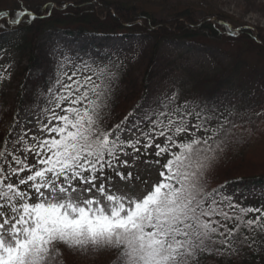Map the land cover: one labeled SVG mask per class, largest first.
Listing matches in <instances>:
<instances>
[{
  "label": "snow or ice",
  "instance_id": "6c2138e0",
  "mask_svg": "<svg viewBox=\"0 0 264 264\" xmlns=\"http://www.w3.org/2000/svg\"><path fill=\"white\" fill-rule=\"evenodd\" d=\"M24 16L36 18L25 10L9 22ZM114 79L62 54L39 135L17 125L0 141V264H60L65 251L106 254L105 264H200L206 252H234L242 228L264 232V208L241 207L204 181L231 121L178 105L174 93L145 114L147 131L125 139L124 121L108 122ZM142 150L158 179L137 188L139 176L122 169ZM114 178L131 186L117 189Z\"/></svg>",
  "mask_w": 264,
  "mask_h": 264
},
{
  "label": "trees",
  "instance_id": "16d2710c",
  "mask_svg": "<svg viewBox=\"0 0 264 264\" xmlns=\"http://www.w3.org/2000/svg\"><path fill=\"white\" fill-rule=\"evenodd\" d=\"M69 1L72 4L60 2L61 10L50 9L49 17L41 15L46 13V9L35 5L30 12L36 18L30 20L24 16L16 25L9 22L16 17V10L0 12L8 14L0 15V53L17 61L9 77L1 74L4 78L0 80V141L9 132L10 127L7 128L6 124L18 120L25 100H38L41 109L47 106L44 96H48L49 87L55 86L59 64L50 46L56 48L58 43H51V38L61 34L73 38L74 42L84 36L126 40L140 33L146 39L133 61L126 59L124 50L104 53L91 52L83 46L79 49V64L103 67L115 73L108 101V122L119 124L140 106L150 115L166 103L172 95H150L155 82L161 81L157 77L158 72L164 69L162 77L168 76L174 83L176 104L199 105L216 113L222 121H231L223 150L210 161L205 172L204 181L208 189H217L222 196L231 198L241 207L264 208V195L259 194V190L264 189V67L257 76L253 75L256 74L254 69L249 70L251 74L247 77L248 71L241 60V55L248 52H255L264 59V33L258 32L256 38L246 25L239 29L238 35L231 33L228 24L232 20L228 15L219 11L199 15L192 3L173 11L171 18L161 19L140 5L123 0ZM200 38L210 42H233L242 51L237 53L231 69L218 74L199 72L194 67L174 61L165 65L162 61L159 54L165 41ZM93 45L100 47L99 43ZM33 68L41 69L40 75L34 78L29 75ZM246 81L249 82L246 84L248 87H244ZM16 82H28L32 88L30 91L21 88L13 97L11 89ZM35 89L40 90L42 96L35 94ZM148 127L145 121L143 130L147 131ZM250 190L251 199L248 195ZM233 193H239L238 197L232 199ZM255 215L258 214H250L249 218H255ZM232 243L234 252L231 249L223 255L206 252L200 258V264H264V232L242 228ZM106 259V254L81 256L65 251L60 264H105Z\"/></svg>",
  "mask_w": 264,
  "mask_h": 264
},
{
  "label": "rangeland",
  "instance_id": "374dc122",
  "mask_svg": "<svg viewBox=\"0 0 264 264\" xmlns=\"http://www.w3.org/2000/svg\"><path fill=\"white\" fill-rule=\"evenodd\" d=\"M129 4H137L141 7L147 9L148 11L154 13L155 17H161V19L171 18L173 11L185 6L187 3L194 4L199 15H204L206 12H223L228 15L232 22L228 24V29L231 33H237L241 27L244 25L251 28L253 33H255L256 38L258 32L264 33V0H123ZM60 2L66 3V5L72 4L69 0H0V12L5 9H13L16 12L28 11L30 12L32 8L37 5L43 9H46L45 17H49V10H61L63 7ZM52 8H51V7ZM39 7V8H40ZM216 21V18H212ZM146 38L143 35L136 33L131 36L130 39L124 40L120 37H112L105 40L101 36H84L79 39V41L74 42L73 38L64 37L59 34L56 37L50 39L51 43L56 41L58 44L56 48L50 44L52 51L58 57V62H60L62 54L69 56L73 61L79 64V49L83 47H88L91 52H119L124 50V55L128 60L137 59L140 54L142 42ZM45 42V39L43 40ZM205 38H200L199 40H182V41H165L161 47L160 54L163 57V62L165 65L169 62H176L182 65H188L194 67L199 72L206 73H221L225 69H231L234 65V60L237 57V53L241 50L240 46L233 42H210ZM209 42V43H208ZM99 43L100 47H95L93 44ZM87 48V50H88ZM242 51V50H241ZM242 61L244 63L243 67L247 69L246 76L251 74L250 72L254 69L257 76L259 72L264 67V59L259 57L255 52H248L241 55ZM241 62V61H240ZM26 64V63H25ZM56 65V64H55ZM17 66V61L13 58H9L5 54L0 53V75L5 74L7 77L10 76L11 70ZM58 69V66H57ZM164 69H161L157 77L161 79L159 82H155L153 85L150 95L154 96H171L175 92L174 83L169 80V77H162L164 74ZM251 70V71H249ZM65 71H70L69 67H65ZM41 69L33 68L30 70L29 75L31 77H37L40 75ZM225 73V72H224ZM223 74V73H222ZM248 81L245 82L244 87H248ZM251 84V83H250ZM26 88V91L31 90V84L25 83L20 84L16 82L11 89L12 96L15 97L16 93L21 89ZM36 90V89H35ZM32 92V91H31ZM37 95L40 90L35 91ZM42 93V92H41ZM44 97L47 98L45 95ZM45 109V108H44ZM43 109L40 108V102L35 99L34 102L24 101V105L19 111V118L16 122H8L6 124L7 128L16 127V131L21 129H30V134L39 135L37 128L39 125L37 121L44 120ZM59 111V110H57ZM146 110L143 106H140L137 110L133 111L127 116V120L124 121V136L125 139H133L140 137V131L143 130L142 126L145 123ZM121 123V122H120ZM160 142V141H157ZM124 159V157H121ZM153 159L152 156L145 157L143 150L141 156L138 160L132 161L129 158V167L122 169L123 171H131L133 176H139L140 180L135 181L137 188L143 187L142 181H148L149 183H154L158 179L157 167L150 161ZM149 162H145V161ZM28 161L34 162L32 156L28 157ZM111 175V173H108ZM115 187L117 189H126L131 185H125L123 182L115 179ZM252 190H250L251 192ZM259 194L264 195V189L259 190ZM239 193H233L232 199L237 198ZM249 199L252 197V192L248 194Z\"/></svg>",
  "mask_w": 264,
  "mask_h": 264
}]
</instances>
